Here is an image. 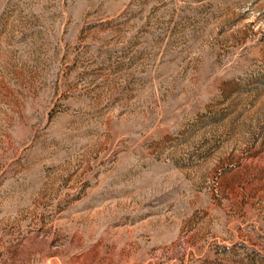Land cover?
Wrapping results in <instances>:
<instances>
[{"label":"rangeland","instance_id":"374dc122","mask_svg":"<svg viewBox=\"0 0 264 264\" xmlns=\"http://www.w3.org/2000/svg\"><path fill=\"white\" fill-rule=\"evenodd\" d=\"M0 264H264V0H0Z\"/></svg>","mask_w":264,"mask_h":264}]
</instances>
